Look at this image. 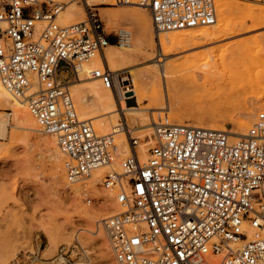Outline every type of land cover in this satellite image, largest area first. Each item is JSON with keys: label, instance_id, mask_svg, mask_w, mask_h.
Instances as JSON below:
<instances>
[{"label": "built area", "instance_id": "built-area-1", "mask_svg": "<svg viewBox=\"0 0 264 264\" xmlns=\"http://www.w3.org/2000/svg\"><path fill=\"white\" fill-rule=\"evenodd\" d=\"M81 1L84 17L62 24L63 1L0 0V80L55 136L70 183L119 161L122 171L108 172L102 181L120 207L102 220L116 263L264 264V110L237 139L228 130L170 123L160 112L164 122L154 123L144 158V139L125 121L117 131L99 134L92 121L79 118L58 74L65 60L76 80L82 64L111 43L99 7ZM115 1L146 8L158 38L217 20L216 0ZM92 76L106 88L129 89V77L116 78L108 67L95 68ZM120 132L129 145L125 155ZM72 252L63 246L57 259L68 262Z\"/></svg>", "mask_w": 264, "mask_h": 264}, {"label": "rangeland", "instance_id": "rangeland-1", "mask_svg": "<svg viewBox=\"0 0 264 264\" xmlns=\"http://www.w3.org/2000/svg\"><path fill=\"white\" fill-rule=\"evenodd\" d=\"M224 1L236 22V35L212 45L202 44L197 48L181 46L182 49L179 47L164 63L167 77H162V87L161 83L154 82L144 86L140 94L143 101L138 103L136 96L129 95L126 98L128 106L152 107L148 111L153 112L160 122L164 120L157 116L163 113L167 114L170 123H188L193 126L210 124L229 132L238 130L237 121L240 119L248 120L251 125L256 114L264 110V29L244 31L243 27L264 21V0H247L254 3L253 9L239 8V0ZM74 2L82 3L80 0ZM216 4L218 7L219 0H216ZM97 6L111 44L119 43L121 27H127L133 32L137 54L133 57L131 67L122 70L120 76L130 77L132 70L139 78H145L154 66L160 46L149 11L139 5H136L138 8L134 5L109 3ZM110 10H117L120 16H124L125 10H128L132 15L113 23ZM139 11L146 15L147 22L145 19L141 21V17L137 18L134 14ZM252 13L259 18L251 20ZM243 17L249 18L242 21ZM168 34L170 33H161L160 39ZM207 47L216 48L210 59L201 61L200 53L208 49ZM113 51L121 52V49L115 48ZM224 57L227 61L232 59L235 62L256 59L261 64L249 66L234 84L229 83L235 71L233 63L225 69L221 68L224 71L218 67L215 71L204 74L205 68H216ZM191 62L204 63L199 64L201 68H193L190 66ZM58 74L63 82L74 79L72 67L65 60L60 61ZM128 82L129 87L133 88L130 79L126 84ZM166 83L175 85L178 91L172 90L176 101L172 108L166 104L162 109L160 104H155L154 99L159 96L160 88L166 90ZM185 86L186 90L183 89ZM1 88L3 89L0 81V93L3 92ZM249 91L254 93V98L248 97L253 102H245L239 98L248 95ZM115 92L119 94V89ZM198 99L204 102L202 108L196 105ZM247 108H254L253 113L245 115ZM0 112L2 119L10 124L9 136L0 139V264H117L102 221L119 209L117 203L115 204L114 194L107 201L102 192L106 194L109 191L102 187L103 191L100 192L91 184L92 187L87 185L86 181L81 182L82 187L79 190L73 187V191L67 183L63 168L64 155L55 136L43 130H22L15 127L14 115L5 113L13 112L8 103L0 104ZM151 118L148 117L150 121ZM138 123L130 124L131 129L134 128V135L144 137L153 130L140 128ZM39 126L36 123L34 128L40 129ZM248 128L242 129V134ZM53 147L59 150V157L52 155ZM83 189L90 191L88 195L94 198L91 203L85 200ZM88 212L97 214L94 220L87 217ZM63 246L70 247L73 251L68 262L57 259Z\"/></svg>", "mask_w": 264, "mask_h": 264}, {"label": "bare ground", "instance_id": "bare-ground-1", "mask_svg": "<svg viewBox=\"0 0 264 264\" xmlns=\"http://www.w3.org/2000/svg\"><path fill=\"white\" fill-rule=\"evenodd\" d=\"M59 1H63L66 3L65 7L59 13L58 19H59L60 23H62V24L74 23V22L80 21L84 17L85 9H84L83 3H76V2H74L75 0H72V1L59 0ZM224 2H225L224 0H219V4L217 7V20H216V23L211 25V26H203V27H198V28L182 29V30H175V31L167 32L170 34H168L163 39L161 38L162 40L160 39V37H161L160 36L161 33H160L159 34V45L160 46L157 49V51L159 50L158 51V57L156 58V60L154 62V66L150 68L149 75H146L145 78H139L135 72H132V70H130L131 76L129 77V79H130L131 83L133 84V88L128 86L129 89L125 90V88H122L121 86H119V94H117L113 88L110 89V88L104 87V85H102V82L99 78H94L92 76V71L95 68H102V67L107 68L108 67L114 73V75L117 78L122 70L131 67L130 65L134 61L133 57L135 54H137V50L135 48V43H134V38H133V32H132V30H130L127 27H124V26L121 27L120 28L121 41H119V43L117 45H110L111 44L110 43L104 49L103 52L97 53L92 58L93 60L91 59L90 61L83 63L81 68H80V71H79L80 72L79 78H77L76 80L66 82V85L68 86L69 90L72 93L79 118L81 120L92 121L96 131L99 134H108V132H110V130H112L110 133L117 131L116 130L117 125L120 124L121 120L125 121L128 125H130L133 122H139L140 123L139 127L145 128V130L153 129L149 134L147 133V135L142 137L144 139V141H142V143L139 147V152H140L141 157L144 158L146 156V150L148 149L149 144L152 142V141L148 142L147 137L148 136L150 137L152 135V133L154 132V123L160 122V121H158L156 119V117H154L153 112L148 111L149 109L152 110V107H141L140 105L139 106H128L127 102H126V98H129V95L136 96L137 102L140 103L141 101H143L140 98V94H141V91H142L144 86L154 82L157 84L161 83V87H162V77L163 78L167 77L166 70H165L166 65L164 63H165L166 59H168V57L173 52H175L176 49H180L179 47L183 46V48L184 47L197 48L202 44L203 45H207V44L210 45V43L212 45V43H214V42L222 41L228 37H232V36L236 35V30L234 28L236 25V22L230 14L229 7L225 6ZM88 3L91 5H98V4H105V3H109V4L114 5V4H116V1L115 0H88ZM237 6L239 8H243V9L244 8L245 9L255 8L254 3H252L251 1H247V0H239L237 2ZM255 6H257V4ZM134 7L138 8V6H136V5H134ZM125 12H126V14L124 16H120L117 13V10H110L109 15H110L111 21L114 23L116 21L121 20V18H124L126 16L130 17V15H132V13H130L128 10H125ZM134 14L137 16V18L141 17V21H142V19L143 20L145 19V22H147L146 15L143 12L139 11V12H136ZM254 14L252 15L251 20H256L257 18H259V17H255L257 15L254 16ZM247 18H249V17H247ZM247 18H244V20H242V21H247ZM151 19H152V17H151ZM238 22H241V21H238ZM152 23H153V21H152ZM243 23H245V22H243ZM254 23H255V21H254ZM256 23H255V25H245L243 27V30L244 31H250V30L255 31V30H263L264 29V21L259 22L257 24ZM153 27H154V25H153ZM115 48L121 49V52L113 51V49H115ZM215 48L216 47H213V48L209 47L206 50H203V51L201 50L202 51L200 53L202 56L201 61L203 59H205V60L210 59L212 56V52H213V50H215ZM181 49H182V47H181ZM221 51H219V52L221 53ZM239 51L240 50H238V53H240ZM244 51H246V50H244ZM215 53H216V51H215ZM258 62L259 61H257L256 59L255 60H243V61H237L236 60V62L232 59H229L227 61L226 58L224 57V58H222V61L220 62L219 66H217L216 68H213L212 66L207 65L208 67L205 68V70H203V72H204V74H207L210 71H212V72H213V70L215 71V69H217L218 67L220 68V70L224 71L226 66H230L233 63V64H235V71H234V73L231 77L232 79L229 81V83L234 84L236 82V80H238V77L241 75V73L245 69H247L249 66H252L255 64H261V62H259V63ZM201 63H204V62H201ZM201 63L191 62L190 66H193V68H201V65H202ZM199 64H201V65H199ZM205 64H206V62H205ZM221 68H224V69H221ZM164 82H167V81H164ZM1 85L3 87V89L1 88L3 90V92L0 93V104H2V103H8L9 104V109H11L13 112L12 113L5 112V113L9 116L14 115V120L16 122L15 127L22 129V130H24V129H26V130H32V129L33 130H43L41 128L40 129L34 128V125L38 122L35 119V117L29 112L27 105H26V102L12 96L10 93H8V91L3 86L2 82H1ZM164 86H166L165 87L166 90L164 91L163 88H160L159 96L154 99L155 104H160L162 106V109H163L164 105H166V104H169V108H172V106L176 102L172 96V90H174V89L176 90L177 88L175 85L171 86L168 83H166V85H164ZM183 89L186 90V86L183 87ZM177 91H178V89H177ZM253 96H254V93L249 91L248 95H245V96L239 97V98L246 102V100H252L251 98L248 99V97L254 98L255 96L254 97ZM12 99L17 100V101H13ZM199 100L200 99H198V102L196 105H198L200 108H202L204 106V102H203V100L202 101L201 100L199 101ZM252 102H253V100H252ZM247 109L245 110V113H244L245 115H250L254 111V108H247ZM80 116L83 117L84 119H82ZM148 117L151 118V121H150V119H148ZM237 123H238V127H239L238 130H233V132H230L231 136H232L231 138H234V139L239 138L243 135L241 132L242 129H245V128H248L251 126L249 124V121L246 119H240L237 121ZM9 125H10L9 122L7 120L2 119V116H0V139H5L6 137L9 136V131H10ZM194 126L206 127V128H211V129L226 130L224 128L216 127V126H213L210 124H208V125H194ZM132 129H134V128H132ZM124 135H125V133H123V132L116 133V137L118 138L119 143L121 144L123 155L129 153L128 141H127L126 136H124ZM57 144H58V142H57ZM52 155L54 157H59L60 156L59 150H57L56 148L53 147ZM114 170L118 171V172L122 171L120 168V165H119V161L115 162L114 164L105 165V166L93 171L91 176L89 178L85 179L84 181H86L87 185L91 184L92 186H94L96 188V190H99L100 192H102L103 191L102 190V187H103L102 181L104 179V176L106 175L107 172H111ZM84 181H79L76 183H70L67 180V183L70 185V188L74 191L73 187H76V190H79L82 187L81 182H84ZM102 194H103V196H105V199H107V201H109L108 197L110 195H112V193H110V192L106 193V194H104L102 192ZM115 204H116V202H115ZM117 207H119L118 204H117ZM119 209H120V207H119ZM86 215L91 220H94L95 217L97 216V214L94 212H88V213H86ZM108 240H109V236H108ZM109 244H110V240H109ZM110 247H111V244H110ZM111 251H112V247H111ZM112 253H113V251H112Z\"/></svg>", "mask_w": 264, "mask_h": 264}, {"label": "crops", "instance_id": "crops-1", "mask_svg": "<svg viewBox=\"0 0 264 264\" xmlns=\"http://www.w3.org/2000/svg\"><path fill=\"white\" fill-rule=\"evenodd\" d=\"M119 35H120V32H119ZM118 44V43H117ZM117 44H110V45H117Z\"/></svg>", "mask_w": 264, "mask_h": 264}]
</instances>
